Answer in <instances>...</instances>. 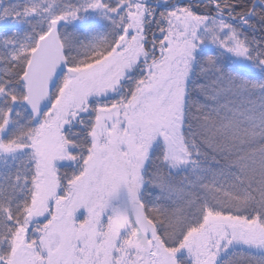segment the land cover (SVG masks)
I'll use <instances>...</instances> for the list:
<instances>
[{
	"label": "snow or ice",
	"instance_id": "6c2138e0",
	"mask_svg": "<svg viewBox=\"0 0 264 264\" xmlns=\"http://www.w3.org/2000/svg\"><path fill=\"white\" fill-rule=\"evenodd\" d=\"M0 264H264V0H0Z\"/></svg>",
	"mask_w": 264,
	"mask_h": 264
}]
</instances>
